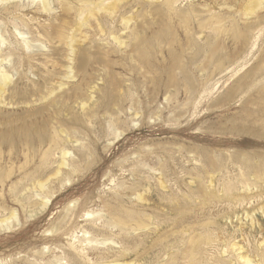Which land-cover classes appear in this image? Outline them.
Instances as JSON below:
<instances>
[{
  "label": "rangeland",
  "instance_id": "rangeland-1",
  "mask_svg": "<svg viewBox=\"0 0 264 264\" xmlns=\"http://www.w3.org/2000/svg\"><path fill=\"white\" fill-rule=\"evenodd\" d=\"M96 1L51 0L50 12L39 1L0 3L1 28L9 40L5 51L18 47L25 59L39 53L24 66L22 57L15 56L19 70L13 71L14 79L28 76L24 79L30 86L37 79L43 85L42 75L54 74V85L61 80L67 38L78 30L82 5ZM170 2L122 0L114 14L102 10L96 17L84 11L88 25L74 33L79 38L74 42L79 75L56 94L62 104L55 97L51 104H31L44 109L33 119L42 120L59 109L61 129H78L87 146L71 131L74 138L67 145L76 166L62 167L61 175L54 176L59 153L47 167L36 170L31 165L30 171L37 172L29 180L21 179L24 172L19 169L26 158L14 150L12 181L0 183V220L13 211L18 219L8 221L10 226L0 224V264H242L239 255L264 264V0ZM122 18L131 19L128 26ZM16 25L32 30L29 38L39 30L47 32L51 41L42 37L47 48L25 51ZM167 30L171 34L165 35ZM110 31L132 43L117 46ZM129 33L157 39L161 46L142 62L129 59L126 52L136 43ZM49 47L57 52L47 58L53 53ZM53 58L57 65H46ZM183 65V70L177 69ZM130 89L136 102L127 99ZM92 91L94 98L84 111L79 102ZM4 106L3 121L27 117L31 110L26 105ZM85 113L90 119L77 121ZM58 135L66 137L65 132ZM7 151L3 166L12 165ZM47 177L51 182L39 189L38 180ZM37 193L49 196L47 206L42 207L45 198Z\"/></svg>",
  "mask_w": 264,
  "mask_h": 264
},
{
  "label": "bare ground",
  "instance_id": "bare-ground-1",
  "mask_svg": "<svg viewBox=\"0 0 264 264\" xmlns=\"http://www.w3.org/2000/svg\"><path fill=\"white\" fill-rule=\"evenodd\" d=\"M9 1H11V0H0V3L1 4H3V3H7V2H9ZM32 3H35L36 1H39L38 3L42 6V8H43V10H45V11H54V8H53V4H52V2H51V0H30ZM119 1H122V0H98V1H96V2H88V3H83L82 2V4H84V5H82V7H81V12L79 13V21H77L78 22V24H77V29L79 30V28H81L83 25H88V20H89V17H88V15L86 16V14L88 13V14H90L91 15V17L92 16H95V14L96 13H98V12H100V11H102V10H105L108 14H114L115 12H116V9H117V3L119 2ZM180 0H171V2H170V4H169V6L170 5H175V3L177 4L178 2H179ZM61 2V1H60ZM62 2H64V1H62ZM87 2V1H86ZM107 2H108V4H107ZM80 9V8H79ZM86 10V12H84ZM179 10V9H178ZM53 14V13H52ZM163 15V14H162ZM96 17V16H95ZM124 17V16H123ZM129 18H130V16H129ZM127 19V18H122V20H123V22L125 23V25L126 26H128L129 25V23H130V21H131V19ZM161 19V18H160ZM206 19V18H205ZM33 20V19H32ZM99 21V20H98ZM29 22H30V20H29ZM152 22V21H151ZM150 22V23H151ZM158 22V21H157ZM161 22V21H160ZM64 23V22H63ZM149 23V24H150ZM152 24V23H151ZM154 24H158V23H154ZM1 23H0V107L1 106H4V108L6 107V106H12V107H14V106H20V105H26V106H30V108H27V109H31V110H27V117H31L32 119H30V120H28L27 119V117H17V118H15V120H13V119H6V120H0V183H4L7 179H10L11 180V177L13 176V174H14V166H16V164H17V162H16V164H15V162L13 161V155L16 153V151H17V154H21V155H23V156H25V158H26V163H25V165H23V166H20L19 167V169L22 171V172H24V173H22L20 176H21V179H23L24 180V178L25 179H27V180H29V179H31V177L34 175L35 176V174H36V170L37 169H39L40 167H47L48 165H50V163L51 162H54V158L56 157V155H59V153H60V156H61V160L58 162V168H57V170L55 171V173H54V176H56V177H59L60 175H61V172H62V167H69V166H72V168H74L75 166H76V164L78 163V162H76V159L73 157L72 158V155H73V151H72V148H70L69 147V145H67L68 143H70L71 141H72V138H74V137H77V141L78 142H81V144L84 146V148H86V142H85V140L86 139H84V137H81V136H83L82 134H81V136L79 135V132H78V129H75V128H73V129H71V130H69V131H63V129H61V126H63L62 125V123L59 121V119H61V118H59L60 116H61V114H60V110L59 109H57V111H55V113L52 115V116H49V117H46V118H44V117H42L41 119L42 120H39V119H33V117H37V115H39V114H43L44 113V109L40 106H37L36 108H35V106L33 105L32 106V104L31 103H33V102H42V101H44V100H49L48 101V103L50 102V104H51V100L55 97L56 98V102L58 103V104H62V100H61V98L59 97V96H57L56 94L57 93H59V92H61V91H65L67 88H66V86L68 85L69 86V84H71L72 83V79H74L75 77H77V75H79V73H80V71H76V65H77V63H76V61H77V59H75V53H76V51H75V48H76V46H75V44H74V42L76 41V39L78 38H76L75 37V34L74 33H76V32H78V30H76V32L74 31L73 32V34L71 35V37L69 36V38H67L68 40L70 39V41L69 42H67L66 40V42H67V49H68V51H66V52H68V53H66L67 55L65 56V57H67V64L66 65H64V69H65V73H64V76L61 78V80H59L55 85H54V83H52V81L54 80V74H48V75H42L41 77H39L41 80H43L44 81V83H43V85H42V83H40L39 81H37L36 80V82H34L31 86L26 82L25 83V79L24 78H27L28 76H22V75H20V76H18V75H16V76H18L16 79H14V74H13V71H17V70H19V69H16V67L17 66H15V63H14V58H15V56L16 55H18V47L16 48V47H13V48H9V50L8 51H5V49H4V46L5 45H7V43L9 42V40L5 37V35L3 34V32H2V28H1ZM27 25V24H26ZM39 25V24H38ZM99 25H100V30H101V32H103L104 33V29H103V27H102V25L100 24V22H99ZM105 25V24H104ZM109 25V24H108ZM112 25V24H111ZM110 25V26H111ZM144 25V24H143ZM142 25V26H143ZM147 25H148V23H147ZM147 25H145L146 27H148ZM158 25H160V23L158 24ZM44 26V25H43ZM106 26H107V24H106ZM205 26V25H204ZM213 26V25H212ZM27 27H28V25H27ZM39 27V26H38ZM137 27H139V26H137ZM167 27V26H166ZM209 27H210V25H209ZM215 27V26H214ZM31 28V27H30ZM114 28V27H113ZM142 28V27H141ZM163 28V27H162ZM161 28V29H162ZM170 28V27H169ZM213 28V27H212ZM27 29V28H26ZM111 29V28H110ZM142 29H144V28H142ZM168 29V28H167ZM204 29V28H203ZM207 29V28H206ZM38 30V29H37ZM115 30V29H114ZM135 30V29H134ZM144 30H146V29H144ZM143 30V31H144ZM166 30V29H165ZM15 33H17V35L21 38V39H19V41L21 40L22 42V44H19L18 42V44L19 45H21L22 46V48L26 51V50H31V49H33V48H38L39 50H45L47 47V45L45 44V41H44V39L42 38V37H44V36H46V37H48L47 39L48 40H50V38H51V35H49L47 32H45V35H44V33H42L40 30L39 31H37L38 32V34L35 36H32L31 38H29L28 37V34H29V32L31 33L32 32V30L30 31L29 30V32H26V31H22L20 28H19V25H16V28H15ZM63 31V30H62ZM73 31V30H72ZM133 31V30H132ZM142 31V30H141ZM170 31V30H169ZM168 30H167V33H165V35L166 34H169L170 32H169ZM213 31H215V29L213 30ZM14 32V31H13ZM34 32V31H33ZM36 32V33H37ZM108 32V31H107ZM116 32V31H115ZM135 32V31H134ZM146 32V31H145ZM162 32V31H161ZM160 32V33H161ZM5 33V32H4ZM139 33H141V32H139ZM144 33V32H143ZM155 33V32H154ZM156 33H157V31H156ZM7 34V33H6ZM33 34V33H32ZM66 34H68V33H66ZM127 34V33H126ZM130 34V33H129ZM142 34V33H141ZM171 34V33H170ZM103 35V34H102ZM108 35V34H107ZM110 35L112 36V41H113V43L114 44H116L117 46H129V44L130 43H132V42H130L129 44H127V41H125L124 39H122V37L121 36H119V35H117V34H115L113 31H110ZM131 35V34H130ZM156 35V34H155ZM158 35V34H157ZM160 35V34H159ZM14 36H16V35H14ZM53 36V35H52ZM132 36V37H131ZM130 37L131 38H133L134 40H135V42L136 43H134V46L132 47L131 45V50L130 51H128V52H126L127 54L129 53L130 54V58L129 59H134L133 57H135V60L137 59V60H141V62L143 61V60H145V59H147V56L150 54V51H152V49L154 50L155 48H157V46L159 45V42H157V39H154V36H153V39L154 40H151V39H149V37L148 38H143V37H141L138 33H133L132 35H131ZM152 36H150L151 38H152ZM162 36V35H161ZM164 36V35H163ZM62 37H63V34H62ZM65 37V36H64ZM168 37V36H167ZM167 37H164L163 39H169V38H167ZM17 38V37H16ZM45 38V37H44ZM60 38H61V35H60ZM106 38H107V36H106ZM128 38H129V36H128ZM130 38V39H131ZM156 38H159V36L158 37H156ZM161 38V37H160ZM79 39V38H78ZM105 39V38H104ZM108 39H109V37H108ZM107 39V40H108ZM132 39V40H133ZM165 39V40H166ZM103 40V39H102ZM18 41V40H17ZM51 41V40H50ZM79 41V40H78ZM111 41V40H110ZM163 41V40H162ZM53 42V41H52ZM36 43H38V44H36ZM54 43V42H53ZM52 43V44H53ZM77 43V42H76ZM112 43V42H111ZM116 45L114 46V47H116ZM53 46V45H52ZM81 46V45H80ZM91 46V45H90ZM93 46V45H92ZM101 46V45H100ZM99 46V47H100ZM159 46H161V45H159ZM11 47V46H10ZM82 47H83V45H82ZM107 47V46H106ZM108 47L110 48V47H113V45H111L110 46V44L108 45ZM163 47V46H162ZM7 48V47H6ZM50 48V47H49ZM56 47H53L52 49H55ZM78 48V47H77ZM97 48V47H96ZM128 48V47H127ZM151 48V49H150ZM194 48V47H193ZM83 49V48H82ZM87 49V48H86ZM102 49V48H101ZM111 49H113V48H111ZM117 49H119V48H117ZM158 49V48H157ZM24 50H22L23 52L21 53V54H23L24 56H25V51ZM78 50H79V48H78ZM84 50V49H83ZM195 50V49H194ZM200 50H202L203 51V49H201L200 48ZM48 51H51V52H53L52 53V55H49V52L47 53H45L44 54V52H41V53H43L44 55H46V54H48L49 56H47L46 55V57L47 58H50V57H52L57 51H53V50H51V48H50V50H48ZM87 51L88 50H84V52L85 53H87ZM112 51V50H111ZM114 51V50H113ZM112 51V52H113ZM118 51V50H117ZM197 51V50H196ZM195 51V52H196ZM90 52H92V51H90ZM107 52V51H106ZM105 52V53H106ZM109 52V51H108ZM115 52V51H114ZM199 52V51H198ZM197 52V53H198ZM40 53V54H41ZM78 53V52H77ZM84 53V54H85ZM89 53V52H88ZM174 53V52H173ZM196 53V54H197ZM37 54H39V53H32V54H28L27 55V52H26V55H27V59L28 60H30V59H32V57H33V55H37ZM100 54V53H99ZM129 54L127 55V56H129ZM86 55V54H85ZM101 55V54H100ZM175 55V54H174ZM174 55L172 56V57H174ZM193 55V54H192ZM18 56H21V55H18ZM43 56V55H42ZM56 56V55H55ZM176 56V55H175ZM194 56V55H193ZM193 56H192V59L193 60H195L196 61V59H194L193 58ZM195 56H197V59H198V56H199V53L197 54V55H195ZM194 56V57H195ZM22 57V62H21V60H20V62L22 63L21 65H25V62L27 61V59H25V57H23V56H21ZM45 57V58H46ZM57 57H58V55H57ZM39 58V57H38ZM46 58V59H47ZM55 58V57H54ZM51 59V60H47V61H45V63H46V65H47V63H51V66H55V65H57L55 62H57V61H55V59ZM125 58H126V56H125ZM149 58V57H148ZM20 59V58H19ZM36 59H37V57H36ZM41 59V58H40ZM39 59V61H40V63H41V60ZM191 59V60H192ZM26 60V61H25ZM33 60H34V58H33ZM38 60V59H37ZM43 60V59H42ZM56 60H58L59 61V59L57 58ZM66 60V59H65ZM168 60V59H167ZM176 60V59H175ZM36 61V60H35ZM79 61V60H78ZM83 61V60H82ZM17 62H18V60H17ZM30 63V65L32 64L31 62H29ZM34 63V62H33ZM55 63V64H54ZM149 63H151V62H149ZM183 63V62H182ZM193 63V62H192ZM18 64V63H17ZM61 64V63H60ZM184 65H186V63H183ZM188 64V63H187ZM20 65V66H21ZM30 65H28V66H30ZM42 65H43V62H42ZM50 65V64H49ZM184 65H183V67L181 68V67H178L177 69H180V70H183V68H184ZM22 66V67H23ZM28 66H27V68H28ZM32 66V65H31ZM33 68H35V66H32ZM31 67V68H32ZM36 67H37V65H36ZM39 67V66H38ZM77 67H79V65H77ZM173 67V66H172ZM18 68V67H17ZM30 68V67H29ZM53 68V67H52ZM185 68H187V69H189L187 66H185ZM39 69V68H38ZM48 69V68H47ZM56 69V68H55ZM55 69H53V70H55ZM81 69V71H82V68H80ZM79 69V70H80ZM134 69V68H133ZM172 69V68H171ZM175 69V68H174ZM173 69V70H174ZM186 69V70H187ZM37 70V69H36ZM40 70V69H39ZM46 70V69H45ZM52 70V71H53ZM190 70V69H189ZM29 71V70H28ZM35 71V70H34ZM41 71V70H40ZM47 71V70H46ZM57 71V70H56ZM56 71H54V72H56ZM130 71H131V68H130ZM168 71V70H167ZM166 71V72H167ZM175 71V70H174ZM32 72V71H31ZM37 73H39L38 71H36ZM45 72V71H44ZM105 72V71H104ZM132 72V71H131ZM189 72V71H188ZM25 73H26V71H25ZM30 73V72H29ZM34 73V72H33ZM33 73H31V75L33 74ZM52 73V72H51ZM169 73V72H168ZM27 74V73H26ZM46 74H47V72H46ZM56 74H57V72H56ZM175 74V73H174ZM173 74V75H174ZM181 74H182V71H181ZM185 74V73H184ZM40 75V74H39ZM34 76H35V73H34ZM59 76H61V75H59ZM182 76V75H181ZM105 77V76H104ZM189 77V79H190V76H188ZM60 78V77H59ZM169 78H171V77H169ZM183 78H185V77H183ZM30 79H32V78H30ZM29 79V80H30ZM63 79V80H62ZM64 79H65V81H64ZM178 79V78H177ZM177 79L175 80L176 82H177ZM186 79V78H185ZM185 79H183L184 81H186ZM33 80H35V79H33ZM33 80H32V82H33ZM162 80V79H161ZM182 80V79H181ZM180 79H178V81L180 82L181 81ZM188 80V79H187ZM31 81V80H30ZM42 81V82H43ZM76 81V80H75ZM75 81H73V82H75ZM111 81V80H110ZM189 81V80H188ZM193 81H195V80H193ZM40 83V84H39ZM50 83H52V87H49V84ZM185 83H187V82H185ZM185 83H183V85L185 84ZM191 83H193V82H191ZM73 84V83H72ZM72 84L70 85V86H72ZM188 84V83H187ZM197 84V83H196ZM53 85H54V88H53ZM113 85H114V83H113ZM117 85V84H116ZM134 85V84H133ZM186 85V84H185ZM192 85V84H191ZM190 85V86H191ZM110 86V85H109ZM114 87V86H113ZM112 86H111V88H113ZM118 87V86H117ZM132 87V86H131ZM134 87H136V86H134ZM187 87V86H186ZM110 88V87H109ZM120 88V87H119ZM77 89H79V87H77ZM97 89V88H96ZM95 89V90H96ZM114 89V88H113ZM122 89V88H121ZM121 89H119V91L121 90ZM131 89H133V87L131 88ZM131 89L129 90L130 91V95H126L127 96V99H130L129 101H131V102H136V101H134L135 100V95L133 96V94H131ZM136 89V88H135ZM114 90H116V89H114ZM123 90V89H122ZM138 90V89H137ZM128 91V92H129ZM62 92V93H63ZM93 93H95L94 91H92L91 92V94H87L88 95V97L87 98H85V96L84 97H82L81 98V101L79 102V104L81 105V109L82 110H84L85 111V107L87 108V107H89V100L91 99H93L94 98V94ZM109 93V92H108ZM124 93H126V92H124ZM126 94H128V93H126ZM62 95V97H63V94H61ZM97 95V94H96ZM111 95V94H110ZM115 95V94H114ZM109 96V95H108ZM116 96V95H115ZM166 96V95H165ZM33 97H36V98H33ZM59 97V98H58ZM111 97V96H110ZM123 97H124V95H123ZM139 97V96H138ZM196 97V96H195ZM33 98V99H32ZM76 98L79 100V96L78 95H76ZM117 98V97H116ZM118 98H119V96H118ZM124 98H126V97H124ZM123 98V99H124ZM64 99V98H63ZM139 100V98H136V100ZM102 100H103V98H102ZM112 100V99H111ZM137 100V101H138ZM113 101V100H112ZM121 101V100H120ZM123 101V100H122ZM125 101H127L126 99H125ZM125 101H123V102H125ZM140 101V100H139ZM114 102H115V100H114ZM116 103V102H115ZM114 103V104H115ZM117 104V103H116ZM115 104V105H116ZM133 104V103H132ZM137 104V103H136ZM135 104V105H136ZM139 104V103H138ZM109 105V104H108ZM118 105H119V103H118ZM121 105V104H120ZM134 106V105H133ZM137 106V105H136ZM24 107V106H23ZM108 107V106H107ZM112 107H114V109H116V106H112ZM119 107V106H118ZM7 108V107H6ZM137 108V107H136ZM3 109V108H2ZM8 109V108H7ZM113 109V110H114ZM118 109V108H117ZM124 109V108H123ZM138 109V108H137ZM110 110L111 109H109L108 108V111L107 112H110ZM112 110V111H113ZM118 110H120V109H118ZM122 110V109H121ZM120 110V111H121ZM63 111V110H62ZM93 111V110H92ZM111 111V112H112ZM123 111V110H122ZM122 111H121V113H122ZM115 111H113L112 113H114ZM92 114V113H91ZM51 115V114H50ZM120 115V114H119ZM137 115V114H136ZM115 116V115H114ZM39 117V116H38ZM78 116L76 115V118H77ZM94 117V116H93ZM113 117V116H112ZM116 117V116H115ZM10 118V117H9ZM80 118V117H79ZM88 118H89V115H88V113H85L84 114V119L83 120H81L82 118H80V119H77V121L78 120H80L81 122H83V121H85V120H88ZM92 118V117H91ZM117 118V117H116ZM90 119V118H89ZM93 119V118H92ZM91 119V120H92ZM119 119V118H118ZM63 120V119H62ZM61 120V121H62ZM70 120V119H69ZM71 120H72V117H71ZM115 120V119H114ZM121 120V119H120ZM18 121H20V122H18ZM64 121V120H63ZM68 121V120H67ZM67 121H66V123H67ZM74 121V120H73ZM68 122H70V121H68ZM72 122V121H71ZM70 122V123H71ZM90 122V121H89ZM117 122V121H116ZM76 123H78V122H76ZM75 122L74 123H72V124H76ZM68 127H69V125L68 124H66ZM74 127V126H73ZM65 128V127H64ZM66 129V128H65ZM65 132L66 133V137H64V139L63 138H60L59 137V135H58V132ZM71 131H74V133H75V136L74 137H72L73 136V132H71ZM82 132V131H81ZM62 135V134H61ZM80 136V137H79ZM86 143V144H85ZM44 146H48V148L47 149H44L43 147ZM6 150H8L7 152H8V159H9V162H11V166H8L9 164H7V163H5V164H7L6 166H3L2 164H1V161H2V159H5V157H6ZM14 150H16L15 152H14ZM36 157H39L40 158V161H38L37 163H36V161H35V158ZM84 158V157H83ZM7 159V160H8ZM6 160V159H5ZM79 161V160H78ZM4 162H8V161H4ZM246 162V161H245ZM31 165H35V168H36V170H34V171H30L31 169H29L30 167H31ZM247 165H249V164H247ZM245 166V165H244ZM261 166H262V164H261ZM29 170V171H28ZM252 172V171H251ZM20 174V173H19ZM249 175V174H248ZM33 176V177H34ZM52 176V175H51ZM257 176V175H256ZM49 177H50V175H49ZM38 178V177H37ZM20 179V180H21ZM40 179V178H39ZM19 180V179H18ZM22 180V181H23ZM12 181V180H11ZM10 181V182H11ZM14 181V180H13ZM35 181V180H34ZM42 181V182H41ZM38 180V184H37V186H39V189H42V190H44V188L47 186V183H48V181L49 182H51L50 181V178H48L47 177V180L46 181H44V180ZM8 182V181H7ZM32 182V181H31ZM200 182V181H199ZM18 183V182H17ZM8 184V183H7ZM6 184V185H7ZM21 184H24V182L23 183H21ZM26 184H28V183H26ZM4 185H5V183H4ZM17 185H19V183L17 184ZM21 186V185H20ZM20 186H18L19 187V190L21 189V187ZM229 186V185H228ZM16 187V186H15ZM17 187V188H18ZM25 187V186H24ZM27 187V186H26ZM231 188V187H230ZM3 189V188H2ZM19 190H14V191H16V192H19ZM22 190V189H21ZM20 190V191H21ZM227 190V189H226ZM3 194V193H2ZM5 194V193H4ZM18 193H16V195H17ZM38 195H40V197L41 198H45V200H44V202H42V204H43V206L42 207H45V206H47L48 205V201H49V196H44V195H41V194H43V193H37ZM14 195H15V192H14ZM6 196V195H5ZM14 197V196H13ZM15 198V197H14ZM17 198V197H16ZM5 199V198H4ZM34 200V199H33ZM20 201H22L21 199H20ZM26 201H28V200H26ZM32 201V200H31ZM38 201V200H37ZM34 203V202H33ZM37 203V202H36ZM38 204V203H37ZM116 207V206H115ZM42 209V208H41ZM113 209V208H112ZM39 210V209H38ZM115 210V209H114ZM121 210V209H120ZM112 212V211H111ZM116 212V211H115ZM87 215L86 216H89V215H92V214H90V213H86ZM113 214V213H112ZM115 214V213H114ZM128 214V213H127ZM129 214H131V213H129ZM120 215V214H119ZM122 215V214H121ZM125 215V214H124ZM115 216V215H114ZM118 216V215H117ZM129 216V218H132V215L130 216V215H128ZM127 216V217H128ZM119 217V216H118ZM117 217V218H118ZM125 217V216H124ZM18 219L17 218V213L16 212H14L13 211V213H11L10 215H8L7 217H4V218H2V220H0V224H2L1 226L2 227H5V226H10L11 225V223L9 222L8 223V221H10V220H12L13 221V219ZM121 219V218H120ZM128 219V218H127ZM98 220V219H97ZM96 220V221H97ZM124 220V219H123ZM15 221V220H14ZM113 222V221H112ZM116 222V221H115ZM4 223H7V224H5L4 225ZM15 223H16V221H15ZM120 223H123V221H121V222H119L118 221V225L120 224ZM112 224H114V222L112 223ZM124 224V223H123ZM92 228H94V227H92ZM122 229H123V227H122ZM9 230V229H8ZM123 231H125L124 229H123ZM88 232H86L85 234H87ZM112 240V239H111ZM87 241H89L90 243H91V240L89 239V237L87 238ZM97 241V240H96ZM94 242V241H93ZM102 242V241H101ZM100 242V243H101ZM105 242V241H104ZM107 243V242H106ZM111 243H112V241H111ZM115 243V242H114ZM113 243V244H114ZM116 244V243H115ZM114 244V245H115ZM261 245V244H260ZM235 247L237 248V246H234V249H235ZM233 248V247H232ZM241 252V251H240ZM238 260L242 263V264H254V262L249 258V257H245V256H243V255H239L238 256ZM62 264V263H61ZM111 264H124V263H120V262H116V263H111ZM126 264V263H125ZM131 264V263H130Z\"/></svg>",
  "mask_w": 264,
  "mask_h": 264
}]
</instances>
